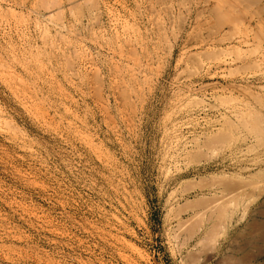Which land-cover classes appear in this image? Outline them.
<instances>
[{"label":"rangeland","instance_id":"rangeland-1","mask_svg":"<svg viewBox=\"0 0 264 264\" xmlns=\"http://www.w3.org/2000/svg\"><path fill=\"white\" fill-rule=\"evenodd\" d=\"M214 3L0 0V264H263L264 67L200 48Z\"/></svg>","mask_w":264,"mask_h":264},{"label":"bare ground","instance_id":"bare-ground-1","mask_svg":"<svg viewBox=\"0 0 264 264\" xmlns=\"http://www.w3.org/2000/svg\"><path fill=\"white\" fill-rule=\"evenodd\" d=\"M80 1V0H79ZM211 1H214L215 3L213 4V8H212V10H213V12L216 14V15H218V17L222 20V21H224V23H223V25H222V23L220 22L221 20H219V24H221V26H218V24L216 25V26H218V28H220V27H223V26H229V27H231V29H232V31H231V29L229 30L230 32V34L228 35V30H227V32H226V34H224V32H225V30H224V32H223V36L221 35V37L220 38H215V40H212V39H210L211 40V43H207V44H205V43H201L200 44V48L201 49H203V48H206V47H210V46H212V47H216V49H217V46H220L221 48H223L222 46H224V45H226V46H230L231 48H236V47H240V48H242L244 45H252L258 38H260V37H258V38H256L257 37V35H255V36H252V33H255V28L257 29V30H259L260 31V29H262V31L264 30L263 28V21H262V18L260 17V15H258V14H253V13H251L250 15L249 14H247L246 13V15H249V16H246V17H244L243 18V20H242V18H241V15L242 14H244V13H242L241 14V10L240 11H238V12H240V14L239 13H237L236 12V9H235V5L234 4H232L231 2H230V0H211ZM235 1V0H234ZM209 2V1H208ZM236 2H238V3H240L241 5H243V3L244 2H246V0H236ZM252 4V3H251ZM253 4H254V2H253ZM261 5V4H260ZM240 6V5H239ZM264 6V5H263ZM61 7V6H60ZM262 7V6H261ZM259 8H260V6L258 5V9H257V11L259 10ZM263 9H264V7H262ZM243 9V8H242ZM248 9V8H247ZM244 10V9H243ZM260 10H261V8H260ZM51 11V10H50ZM256 11V12H257ZM48 12V11H47ZM244 12V11H243ZM260 12V11H259ZM258 12V13H259ZM213 13V14H214ZM259 14H261V12L259 13ZM264 14V13H263ZM50 15V14H49ZM199 16V15H198ZM244 16V15H243ZM262 16V15H261ZM216 17V16H215ZM247 17H248V21L247 22H245V19H247ZM264 17V16H263ZM217 18V17H216ZM218 20V19H217ZM245 22L247 25H246V27H244V29H242V22ZM256 25V26H253V25ZM244 26V25H243ZM60 28V27H59ZM193 28V27H192ZM224 28V27H223ZM260 28V29H259ZM125 30V29H124ZM128 30V29H127ZM219 30H221V29H219ZM186 33V32H185ZM231 33H234V34H231ZM236 33V34H235ZM258 33V32H257ZM260 33H261V31H260ZM261 34H263L264 35V31L261 33ZM260 34V35H261ZM215 35H217V34H215ZM262 36V35H261ZM256 39H255V38ZM264 38V36L262 37V39ZM253 39V40H252ZM261 39V40H262ZM260 40V39H259ZM259 40H258V42H257V44L258 45H260L259 43ZM263 42H264V39L262 40ZM191 43V42H190ZM193 44V43H192ZM257 44H255L254 43V45H256V48L257 47H259V46H257ZM248 46V47H249ZM227 48H229V47H227ZM240 48L238 49V48H236L237 50H240ZM255 48V47H254ZM253 48V49H254ZM254 49V50H258V49ZM259 49H261V48H259ZM231 50V49H230ZM237 50H233L235 53H237V57L234 59V61H230L231 63H238V64H247L246 66H245V68H246V70H247V67H249V69L252 67V66H254L253 64H258V65H262V67H264V49H263V51H259L258 50V53L256 52H254L255 54L253 55V54H251V55H253V56H251V55H248V54H246V53H243V54H241L239 51L238 52H236ZM246 50V49H245ZM244 50V51H245ZM213 51H214V49H213ZM229 51V50H228ZM240 51H242L243 52V50H240ZM209 52H210V50H209ZM233 52V53H234ZM252 52V51H251ZM207 53V52H206ZM212 53H214V52H212ZM226 53V52H225ZM230 53H232V52H230ZM234 53V54H235ZM238 53H239V55H238ZM247 53H249L248 51H247ZM204 54V53H203ZM203 54H202V56H203ZM210 54H211V52H210ZM208 55V54H207ZM206 55V56H207ZM224 55V54H223ZM200 56V55H199ZM199 56H196L197 58V60H199L198 58H199ZM215 58H213L212 56V60L213 61H215V60H217L216 59V54L215 55H213ZM217 56H218V54H217ZM225 56V55H224ZM231 56V55H230ZM189 57H191V55L189 56ZM208 57H209V55H208ZM218 57H221L220 55L218 56ZM192 58V57H191ZM227 58H229V57H227ZM204 59H206V58H204ZM208 59H211V58H208ZM215 59V60H214ZM224 59H225V57H224ZM189 60V59H188ZM194 60V59H193ZM196 60V61H197ZM192 61V60H191ZM217 61H220V60H217ZM202 62V61H201ZM208 62H211V61H208ZM228 62V61H227ZM179 64V63H178ZM224 64H227L226 62H224ZM237 64V65H238ZM251 64H252V66H251ZM229 65V64H228ZM244 65H243V67H244ZM196 66H197V64H196ZM200 66H202V65H200ZM214 66V65H213ZM242 66V65H241ZM240 66V67H241ZM251 66V67H250ZM216 67V66H215ZM232 66H230V68H231ZM238 67V66H237ZM254 67H256V65L254 66ZM254 67H252V69L254 68ZM261 67V68H262ZM220 68V67H219ZM260 68V69H261ZM209 69V68H208ZM225 69V68H224ZM235 69H236V67H235ZM244 69V68H243ZM256 70L257 69H259V68H255ZM239 71H240V69H238ZM237 69L235 70V71H237V72H235L234 74H239L240 72L238 71ZM242 70V69H241ZM254 70V69H253ZM224 71V70H223ZM243 71H245V69L243 70ZM247 71H249V70H247ZM247 71H245V72H247ZM261 71V70H260ZM263 71H264V69H263ZM263 71H261V72H263ZM252 72H254V71H252ZM255 73V72H254ZM254 73H253V75H254ZM260 73V72H259ZM221 74V73H220ZM249 74V73H248ZM256 74V73H255ZM219 75V74H218ZM240 75V74H239ZM233 76V75H232ZM238 76V75H237ZM243 76V75H242ZM262 76V75H261ZM264 76V75H263ZM252 79H253V77H252ZM254 80V79H253ZM233 85V84H232ZM235 85V84H234ZM233 85V86H234ZM263 85V84H262ZM243 86V85H242ZM242 86H241V88H242ZM235 88V87H234ZM240 88H238V91H243L242 89H240ZM245 89H246V87H245ZM249 89V88H248ZM259 89H264V87L262 86L261 88L259 87ZM244 92V91H243ZM245 93V92H244ZM247 93V92H246ZM245 93V94H246ZM250 93H252L251 91H250ZM248 94V95H250V97L252 96V94ZM260 93V92H259ZM262 93V92H261ZM245 94H243V95H245ZM247 95V94H246ZM245 95V96H246ZM241 97V96H240ZM258 96H256V97H253V98H257ZM243 98V97H242ZM261 98H262V96H261ZM260 97L258 98V99H256L257 101L258 100H260L261 99ZM238 99V98H237ZM263 99V98H262ZM243 100V99H242ZM263 100H260V101H258L256 104L257 105H260V107L261 106H264L262 103ZM246 103V105H249V102H245ZM244 103V104H245ZM259 103V104H258ZM242 104V103H241ZM253 104V103H252ZM245 105V106H246ZM251 105V104H250ZM237 106V105H236ZM238 107V106H237ZM254 107V106H253ZM241 108H242V106H241ZM246 108H247V106H246ZM249 108V107H248ZM258 108V107H257ZM263 109H264V107H262ZM238 109V108H237ZM250 109H252V106H251V108H249L248 110L249 111H246L245 113H244V115H243V112H241L240 114L242 115V118L244 119V117H245V119L247 120V123H246V121H243V119H241V118H239V119H241V124L242 123H244V124H246V125H250V127H248V126H243V127H247L246 129H248V128H251V129H253L252 127H254V132L256 133V130H259L260 131V128H263V124H264V114L259 110H251L250 111ZM254 109V108H253ZM229 110V109H228ZM232 110V109H231ZM230 111V110H229ZM237 114V113H236ZM240 114H239V116H240ZM225 115V114H224ZM232 115H234V113L232 114ZM244 116V117H243ZM236 119V118H235ZM238 119V118H237ZM236 119V120H237ZM239 121V120H238ZM252 126V127H251ZM263 130H264V128L262 129V131H260V132H262L263 134H264V132H263ZM251 131V130H250ZM253 131V130H252ZM259 131H258V133L257 134H260L261 135V133H259ZM249 132V131H248ZM251 133H253V132H250L249 134H251ZM256 134V135H257ZM252 135V134H251ZM258 136V135H257ZM262 136V135H261ZM262 137H264V136H262ZM261 139V138H260ZM264 139V138H263ZM261 141H262V139H261ZM261 141H259V142H261ZM264 141H262V143H263ZM260 144V143H259ZM262 144H260V146H261ZM250 147V146H249ZM252 149V148H251ZM257 151V150H256ZM245 171V170H244ZM251 176V175H250ZM253 177H254V175H253ZM263 178V177H262ZM242 181V180H241ZM243 182V184L245 185V183H244V181H242ZM242 184V183H241ZM247 184V183H246ZM248 184H249V181H248ZM252 184V183H251ZM250 184V185H251ZM230 185H232L233 186V184H230ZM238 185V184H237ZM246 187H247V185H245ZM246 187H244V186H240V187H238L237 189H236V187L235 188H229V189H235V191H234V195H236V197L238 198V195L237 194H240V193H242V192H244V191H246L245 190V188ZM251 188H253V186H251ZM257 188V187H256ZM262 188H264V187H262ZM225 189V188H224ZM223 189V190H224ZM228 189V188H227ZM247 189V188H246ZM254 189V188H253ZM222 190V189H221ZM230 190V191H231ZM244 190V191H243ZM232 192V191H231ZM248 192H249V190H248ZM262 192V191H261ZM233 193V192H232ZM237 193V194H236ZM262 194V193H261ZM240 196V195H239ZM220 197V196H219ZM225 197V196H224ZM235 199H236V197L235 196H233ZM233 198V199H234ZM219 199V198H218ZM223 199V198H222ZM227 199H229V201L231 200L230 198H227ZM247 199V198H246ZM217 201V200H216ZM219 201H220V199H219ZM224 201H226V200H224ZM228 201V200H227ZM228 201V202H229ZM235 201V200H234ZM243 201H244V199H243ZM242 201V202H243ZM212 202V201H211ZM214 202V201H213ZM236 202H237V199H236ZM220 203H222L221 201H220ZM219 203V204H220ZM214 204V203H213ZM222 204H224V203H222ZM234 203H232V205H233ZM242 204V203H241ZM216 205V204H215ZM214 205V206H215ZM231 205V204H230ZM231 205V206H232ZM212 206V208L211 209H213V210H215L214 208L217 206ZM223 206V205H222ZM234 206V205H233ZM249 205H247V207H248ZM214 207V208H213ZM224 207H225V205H224ZM224 207H222V208H224ZM227 207V206H226ZM229 207V206H228ZM246 207V208H247ZM209 209H208V211L210 210L211 211V209H210V207H208ZM230 208V207H229ZM228 210V208H225V211L227 212V210ZM219 210V209H218ZM220 211H221V209H220ZM223 211V210H222ZM212 212V211H211ZM262 213H260V215L264 218V210L263 211H261ZM202 213V212H201ZM225 213V212H224ZM198 214H200V213H198ZM220 215H222V214H220ZM226 215V214H225ZM211 216V215H210ZM213 216V215H212ZM218 216V215H217ZM200 217V216H199ZM203 218V217H202ZM202 218H200V220L202 219ZM207 221H209V220H207ZM201 222V221H200ZM203 223V222H202ZM214 228V227H213ZM247 231H249V234L252 236V238L253 239H250V241H257V240H259V239H261V238H263L264 237V220H262L261 222L260 221H256V220H251L250 221V223L248 224V226H247ZM262 240H264V239H262ZM250 241H248V242H250ZM247 242V243H248ZM253 246V245H252ZM251 249V248H250ZM262 250V249H261ZM252 251H253V249H252ZM252 251H250V252H252ZM254 251H256V250H254ZM263 251V250H262ZM262 251H257V252H253V253H255L256 255H251L252 257H254V256H260V255H262L263 253H262ZM249 252V251H248ZM252 253V254H253ZM262 253V254H261ZM249 254V253H248ZM247 254V255H248ZM247 258V257H246ZM254 258H252V260H253ZM251 262V261H250ZM263 264H264V262H263Z\"/></svg>","mask_w":264,"mask_h":264},{"label":"crops","instance_id":"crops-1","mask_svg":"<svg viewBox=\"0 0 264 264\" xmlns=\"http://www.w3.org/2000/svg\"><path fill=\"white\" fill-rule=\"evenodd\" d=\"M248 223V222H247ZM245 227H246V225H245ZM244 232H245V237L246 238H243L242 240H244L245 239V241H246V243L250 240V238H252V236L249 234V231H246L245 229H244ZM253 239V238H252ZM262 239H264V237L263 238H261V239H259V241H263L264 242V240H262ZM258 241V240H257ZM264 243H258V245H263ZM261 246H259V247H261Z\"/></svg>","mask_w":264,"mask_h":264}]
</instances>
